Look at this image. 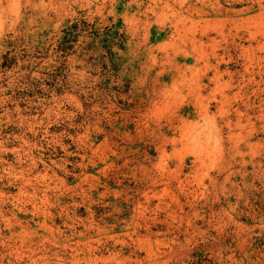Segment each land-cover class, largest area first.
Segmentation results:
<instances>
[{
  "label": "rangeland",
  "instance_id": "rangeland-1",
  "mask_svg": "<svg viewBox=\"0 0 264 264\" xmlns=\"http://www.w3.org/2000/svg\"><path fill=\"white\" fill-rule=\"evenodd\" d=\"M0 264H264V0H0Z\"/></svg>",
  "mask_w": 264,
  "mask_h": 264
}]
</instances>
